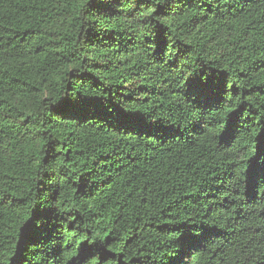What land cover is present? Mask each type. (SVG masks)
Masks as SVG:
<instances>
[{"label":"trees","instance_id":"obj_1","mask_svg":"<svg viewBox=\"0 0 264 264\" xmlns=\"http://www.w3.org/2000/svg\"><path fill=\"white\" fill-rule=\"evenodd\" d=\"M0 264H264V0H0Z\"/></svg>","mask_w":264,"mask_h":264},{"label":"snow or ice","instance_id":"obj_2","mask_svg":"<svg viewBox=\"0 0 264 264\" xmlns=\"http://www.w3.org/2000/svg\"><path fill=\"white\" fill-rule=\"evenodd\" d=\"M150 2H151V0H147V2H146V0H137V6H139L140 3H145V6H147V3H150ZM157 3H159V0H157ZM152 14L153 13L151 11H149L147 13V15L149 17H151ZM185 87L188 89L189 92L199 93L201 90L204 89L205 86L203 84L199 83L197 80H193L190 78L188 80L187 84L185 85ZM177 90H179V89H177ZM185 94L187 95L188 93H185ZM84 103L85 102L83 101V99H81V100H65V101L61 102V105L64 107H67L69 109H72V108L80 107ZM124 116L129 120H135L136 119V117L131 113H125Z\"/></svg>","mask_w":264,"mask_h":264}]
</instances>
